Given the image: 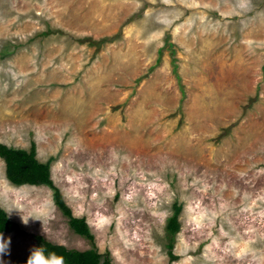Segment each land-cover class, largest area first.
Segmentation results:
<instances>
[{
  "label": "rangeland",
  "instance_id": "obj_1",
  "mask_svg": "<svg viewBox=\"0 0 264 264\" xmlns=\"http://www.w3.org/2000/svg\"><path fill=\"white\" fill-rule=\"evenodd\" d=\"M0 143L52 159L94 236L0 157L22 230L4 264L37 236L112 264H264V0H0Z\"/></svg>",
  "mask_w": 264,
  "mask_h": 264
},
{
  "label": "trees",
  "instance_id": "obj_2",
  "mask_svg": "<svg viewBox=\"0 0 264 264\" xmlns=\"http://www.w3.org/2000/svg\"><path fill=\"white\" fill-rule=\"evenodd\" d=\"M0 157L6 163V175L8 180L16 185H47L54 190L55 204L59 209L68 217L69 226L71 229L94 243V236L91 233L89 224L85 218L75 217L71 209L64 201L61 191L55 186L51 177V162H41L36 156V147L32 146L30 150L11 148L0 143ZM182 211V207L177 204L174 206V213L170 217L167 230L172 235L177 234L180 231L179 217ZM0 232H22L19 224L13 221L7 214V212L0 206ZM38 246H43L46 251L55 252L57 255L64 258V264H112V260L107 255L99 253L98 249L92 248L86 251H79L68 249L63 245L53 244L45 240L41 236H37ZM95 245V244H94ZM173 244L169 245L172 249ZM172 260H176V257L170 253ZM27 258L20 259L14 262V264H26Z\"/></svg>",
  "mask_w": 264,
  "mask_h": 264
},
{
  "label": "clouds",
  "instance_id": "obj_3",
  "mask_svg": "<svg viewBox=\"0 0 264 264\" xmlns=\"http://www.w3.org/2000/svg\"><path fill=\"white\" fill-rule=\"evenodd\" d=\"M10 243L11 238L0 232V257L8 254ZM0 264H4L3 259H0ZM26 264H64V258L55 252L46 251L43 246H38L30 251Z\"/></svg>",
  "mask_w": 264,
  "mask_h": 264
}]
</instances>
